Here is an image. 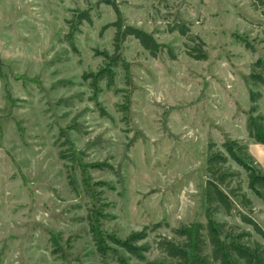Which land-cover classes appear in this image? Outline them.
Here are the masks:
<instances>
[{
  "label": "rangeland",
  "instance_id": "rangeland-1",
  "mask_svg": "<svg viewBox=\"0 0 264 264\" xmlns=\"http://www.w3.org/2000/svg\"><path fill=\"white\" fill-rule=\"evenodd\" d=\"M107 1L176 60L167 50L154 59L130 39L129 85L119 71L112 89L102 83L96 92L84 75L103 66L96 49L112 51L114 31L101 35L117 19ZM83 12L92 25L77 24ZM177 24L205 42L207 61L186 54L187 38L171 31ZM259 58L264 19L252 0H0V264H137L111 240L158 223L206 222L208 145L240 140L251 116L264 117V90L255 109L249 95L257 92L250 66ZM125 95L128 119L118 111ZM66 139L70 145L60 147ZM70 147L85 164L114 167L89 169L92 184H106L96 199L87 197L80 170L60 159ZM242 180L252 217L264 224V199L243 171ZM241 201L234 212L247 213ZM94 212L110 239L104 256L90 232Z\"/></svg>",
  "mask_w": 264,
  "mask_h": 264
},
{
  "label": "trees",
  "instance_id": "trees-1",
  "mask_svg": "<svg viewBox=\"0 0 264 264\" xmlns=\"http://www.w3.org/2000/svg\"><path fill=\"white\" fill-rule=\"evenodd\" d=\"M107 3L112 5L117 19L104 26L101 35L108 30L114 31L112 51L96 49L95 56L103 60V66L96 73L84 75V80L89 82L91 89L96 92L100 91L102 83H105L107 89H112L119 71L124 74L126 85H129L130 64L126 61L123 52L125 44L130 39L137 41L154 59L167 50L169 57L176 60L175 54L168 46L160 44L153 34L125 24L117 5L110 1ZM252 9L256 13L260 12L264 19V0H252ZM76 20L78 25L84 22L93 24L88 12L80 13ZM171 31L187 38L186 54L190 58L199 62L207 61L205 42L198 36H193L189 27L177 24ZM74 35L73 31L66 35V39L72 45ZM236 39L248 52L256 53L255 47L247 39L241 37ZM250 72V83L257 89V92L251 90L249 93L252 109H255L263 98L261 91L264 90V59L259 58L253 62ZM129 105L130 98L125 95L124 103L118 106V111L125 116V119H128ZM102 115L106 116V113L103 112ZM248 138L264 144V117L259 120L254 116L250 117ZM66 145H70L67 139L60 147ZM59 156L62 161L80 170L87 197L96 199L103 194L97 192L96 188H104L106 184H92L88 171L89 169L114 171L112 165L85 164L71 147L67 151L61 150ZM234 167L238 170H234ZM242 171L247 174L249 190L264 199V169L250 154L249 141L225 140L221 145L211 142L208 145L206 160L208 175L205 185L206 222L180 224L175 227L167 223H158L132 234L124 241L111 240L112 244L126 251L137 264H264V229L252 217L256 210L253 201L244 192ZM68 179L71 187L75 188L70 174ZM237 198H241V205L248 208L247 213L234 212ZM220 214L227 218L235 217L239 222L215 220L214 218ZM101 216L100 212L89 215V225L97 251L104 256L105 250L110 249L106 246L110 239L105 238L101 230ZM162 230L168 231L169 235L162 234ZM152 236L154 239L149 243L148 239ZM151 253H155L158 258L150 261L148 256Z\"/></svg>",
  "mask_w": 264,
  "mask_h": 264
},
{
  "label": "crops",
  "instance_id": "crops-1",
  "mask_svg": "<svg viewBox=\"0 0 264 264\" xmlns=\"http://www.w3.org/2000/svg\"><path fill=\"white\" fill-rule=\"evenodd\" d=\"M248 126H249V123H247V126L244 128V130H245L244 136L241 137L240 140L249 141V152H250V154L257 161L259 166L264 169V144H259V143L252 141V140H249V138H248ZM256 221H257V219H256ZM258 223L264 229V224H261L260 221Z\"/></svg>",
  "mask_w": 264,
  "mask_h": 264
}]
</instances>
